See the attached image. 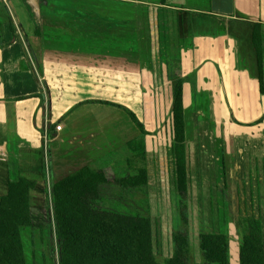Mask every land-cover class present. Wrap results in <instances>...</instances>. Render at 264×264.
Segmentation results:
<instances>
[{"label":"crops","instance_id":"0c3cea01","mask_svg":"<svg viewBox=\"0 0 264 264\" xmlns=\"http://www.w3.org/2000/svg\"><path fill=\"white\" fill-rule=\"evenodd\" d=\"M257 26L264 78V0H0V196L20 177L35 181L37 219L45 175L54 184L84 167L106 173L108 158L120 151L123 128L113 115L127 114L98 103L106 100L102 86L117 94L126 86L118 100L150 101L156 94L150 86L169 82L166 98L173 101L181 79L189 212L200 235H227L231 255L235 240L239 256L249 218L261 221L264 238ZM146 131L154 225L159 210L177 211L179 193L172 144L153 142Z\"/></svg>","mask_w":264,"mask_h":264},{"label":"trees","instance_id":"16d2710c","mask_svg":"<svg viewBox=\"0 0 264 264\" xmlns=\"http://www.w3.org/2000/svg\"><path fill=\"white\" fill-rule=\"evenodd\" d=\"M253 40L259 56L261 91L264 92L260 26L256 27ZM183 85V80L175 81L172 115L179 211L183 223L188 225L189 177ZM116 107L124 110L142 134L147 135L144 124L133 111L121 105ZM127 146L131 152L140 150L141 164L132 168L122 166L123 171L119 167L116 174L124 176L115 178L114 182L103 171L84 167L53 184L59 264H159L148 199L145 143L144 140H134ZM115 185L121 189L128 186V194L139 208L136 214L119 215L103 207L104 192L108 193L106 189ZM36 186L35 181L20 177L9 183L5 196H0V264H28L24 231L39 227L31 210V192ZM248 229V234L241 238L239 263L264 264L261 221L249 218ZM199 238L204 259L201 264H230V239L227 235L202 234ZM174 240L176 250L166 264H190L186 255L189 234L178 232L174 234Z\"/></svg>","mask_w":264,"mask_h":264},{"label":"rangeland","instance_id":"374dc122","mask_svg":"<svg viewBox=\"0 0 264 264\" xmlns=\"http://www.w3.org/2000/svg\"><path fill=\"white\" fill-rule=\"evenodd\" d=\"M164 77L166 81L167 75H165ZM163 82L164 81H162V84L158 83L156 85L150 86V88H152L153 93L156 92L155 98L150 101L138 99L135 101L118 100V95L121 93V91H125L124 89L127 87L117 86L119 87V94H117L115 93L113 86L105 85L102 86V89L103 97L106 100L99 101L98 103L103 105L105 110L109 108L111 113L113 112L112 107H114L115 109L116 105H119L120 103L129 106V108H131L137 113L136 116H139L138 119L141 123L144 124L145 130H147V128L151 130L152 141L154 142L157 140V142L163 141L167 142L168 144H172L171 151L173 153L175 133L172 115V99L168 100L166 98L167 90L170 92V97H172L171 92L173 91V85L169 82H167L166 84H164ZM43 89H45V94H47L46 96L49 97V90L47 91L45 86H43ZM134 90L136 93H138V91H141L140 86H134ZM163 95L165 99H163ZM47 97L44 98L46 99L44 101V108H47V112L51 113L50 99ZM123 116L125 117V115ZM127 116L125 117L127 119L124 120V118L121 116L116 117V115H113V118H117L121 125V128H123L118 132L119 139L117 146L120 147V151L118 152L117 156L114 155L113 157H109L108 159L110 164L105 165V168H103L105 169V174L107 175V177L113 182L115 178L117 179L118 177L120 178L121 176H124L123 174L115 173L113 167L117 170V163L122 161L123 167L128 166L130 168H132V166L134 165L139 166L141 164V157L139 155L141 154V152H139L140 150H137L136 152H131L128 149L127 144L129 143V140H131L132 137H134V139L136 138L135 140H138V142H142L144 140L145 143V137L140 131V129L131 120V118ZM147 135L150 134L147 132ZM112 163L113 165H111ZM115 164L116 167L114 166ZM173 166L175 165L173 164ZM109 189L111 188L106 189V191L108 190V193L104 192L103 200V207L107 211H109L110 213H117L119 215L136 214V212H138L137 210L139 208L135 205L136 202L134 198L130 197V195L128 194L129 188L127 185L123 187L124 190L117 185L113 186L111 190ZM52 190L53 183L50 179L49 173L48 175H45L44 206H41L40 212L37 213L36 211H34V214L38 216V218L35 220L39 223V227L29 228L24 231V240L26 243L28 264H59L58 245L55 234L56 221L54 214V201ZM138 197L142 198V195L138 194ZM192 219L193 214L189 212V224L185 225L183 223L181 213L179 211V201L177 204V211L173 210L172 212L166 213L164 212V210H159L157 212V215L154 220V248L159 264H166V261L174 255V250H176L174 245V234L176 235L178 232L182 231H186L189 234V247L186 251L189 263L201 264L203 262V253L201 252L199 238V233L201 231L199 229H196ZM234 242L235 240H233L232 255L230 251V264H240L239 256H236L235 254ZM240 243L241 240H239V244Z\"/></svg>","mask_w":264,"mask_h":264},{"label":"built area","instance_id":"2783aa9c","mask_svg":"<svg viewBox=\"0 0 264 264\" xmlns=\"http://www.w3.org/2000/svg\"><path fill=\"white\" fill-rule=\"evenodd\" d=\"M61 130H62V126L61 125L56 126V131H61Z\"/></svg>","mask_w":264,"mask_h":264}]
</instances>
